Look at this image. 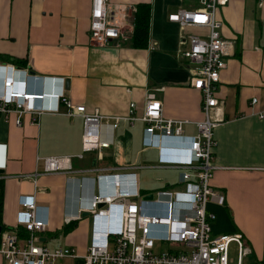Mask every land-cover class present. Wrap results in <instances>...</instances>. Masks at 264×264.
Here are the masks:
<instances>
[{"label": "crops", "instance_id": "0c3cea01", "mask_svg": "<svg viewBox=\"0 0 264 264\" xmlns=\"http://www.w3.org/2000/svg\"><path fill=\"white\" fill-rule=\"evenodd\" d=\"M91 1L0 0V63L27 67L41 76L37 83L46 94L43 103L45 109L51 108L39 115L22 113L20 125L14 113L0 116V225L17 231L18 242L25 244L27 231L18 226L24 217L19 197L28 196L39 205L40 216L48 209L49 223L38 232L37 242L73 247L76 255L67 258L70 264H83L91 238L94 177L135 172L143 197L179 188L180 169L160 160L189 154L187 135L196 133L195 122L203 115L201 93L192 85L193 63L182 52L190 45L189 33L207 36L208 30L181 29L168 19L179 7L201 6L202 0H110L113 9L126 6L117 15L130 38H114L105 45L89 38ZM142 2L150 5L145 46L131 40L137 4ZM217 17L220 32L232 43L220 73L219 101L210 111L217 122L214 161L220 165L211 184L225 199L210 200L207 207L215 213L214 234L240 231L251 243L253 229L264 236V118L254 113L264 108V0H228L219 6ZM61 90L88 111L109 115V121L126 115L130 102L140 114L147 92L154 91L163 115L184 121L185 136L161 139V147H148L143 144L144 122L122 119L116 127L101 130L103 137L111 135L108 147L77 157L82 152L83 119L65 114L67 107L55 96ZM252 97H257L255 105ZM63 154L72 155L68 173L44 172L36 160ZM157 184L161 186L152 190ZM252 252L249 260H264ZM4 262L0 253V264Z\"/></svg>", "mask_w": 264, "mask_h": 264}, {"label": "built area", "instance_id": "2783aa9c", "mask_svg": "<svg viewBox=\"0 0 264 264\" xmlns=\"http://www.w3.org/2000/svg\"><path fill=\"white\" fill-rule=\"evenodd\" d=\"M228 0H202L201 6L193 8L179 7L168 14V19L178 23L181 29L189 26L205 27L207 36L191 32L188 34L190 45L182 55L193 63L192 85L201 93L200 109L202 118L195 122L196 133L187 135L189 154L180 158L163 157L165 165L180 169L179 188L169 187L157 191V197L144 199L139 188L135 172L99 173L94 177V191L89 209L92 219L99 227L108 225L113 217V233L108 239L101 236L99 241L91 238L83 257V264H229L228 246L231 241L238 244L236 264H246L244 256L251 251L240 231L214 234L212 221L215 213L209 210L210 200L223 203L224 193L215 189L211 180L220 167L215 159L216 140L214 127L217 122L211 118V108L219 99L217 88L221 70L226 66L225 56L232 49V43L220 32L221 21L217 17L218 7ZM262 0H259L261 2ZM126 6L111 7L110 0H92L89 14V38L97 45H105L111 39L126 41V33L118 10ZM0 74V116L14 113L17 125L24 112L39 115L47 106L44 89L32 83L42 80L41 76L31 73L27 67L14 64H2ZM22 78V79H21ZM20 82V83H18ZM57 102L65 104L66 115H79L83 119L82 157L84 152L108 147L111 135L103 137L101 130L116 127L124 119L130 124L142 120L144 126L143 144L148 147H161V139L185 136L184 121L166 118L163 105L154 91H148L143 110L135 111L136 105L130 102L128 113L124 116H112L88 111L83 103H75L65 90L55 94ZM257 103V97L251 98V105ZM53 110V109H52ZM57 110V107H54ZM264 118V108L254 111ZM72 155L38 156L44 172L72 171ZM40 171H35L33 177ZM23 176V175H21ZM111 207L108 216V206ZM24 217L18 226L27 231L25 244L21 245L17 231L0 226V253L3 264H55L64 257L75 256L71 246L57 244L49 247L38 241V232L49 223L48 209L45 216L39 215V205L26 195L19 197ZM101 204V205H100ZM156 241L159 246L166 243L167 249L154 250ZM247 264H263L255 260Z\"/></svg>", "mask_w": 264, "mask_h": 264}, {"label": "rangeland", "instance_id": "374dc122", "mask_svg": "<svg viewBox=\"0 0 264 264\" xmlns=\"http://www.w3.org/2000/svg\"><path fill=\"white\" fill-rule=\"evenodd\" d=\"M196 1H198V0H196ZM151 179L153 181L156 180L155 176H153ZM155 183L156 182H154V184ZM159 186H161V185L157 184V185H153L151 188H152V190H155ZM178 187H180V185H178ZM151 194L153 197H157V195H158L156 190L153 191ZM247 226H248V228H250L251 224L247 223ZM243 235H244V233H243ZM251 237H252L253 242L249 243V241H247V239L244 236L245 243L250 247L251 251H253L257 254V256L264 257V236H263L262 231L260 232L259 229H257V228L253 229ZM167 248H168V245L166 243L162 244V246H159L157 244V241H156V246L154 247V250L158 251L160 249H167ZM253 252H252V254H253ZM249 253H247L246 256H244V262L246 264L255 261V260H253V261L249 260L252 257V255ZM237 256H238V244L236 241H231L229 243V246H228V263L229 264H236ZM67 258H69V257L57 259L55 261V264H70V261Z\"/></svg>", "mask_w": 264, "mask_h": 264}, {"label": "trees", "instance_id": "16d2710c", "mask_svg": "<svg viewBox=\"0 0 264 264\" xmlns=\"http://www.w3.org/2000/svg\"><path fill=\"white\" fill-rule=\"evenodd\" d=\"M149 15H150L149 3H144V2L138 3L136 9L135 25L131 40H133L135 44L139 46H145L147 44ZM262 262L264 264V260Z\"/></svg>", "mask_w": 264, "mask_h": 264}, {"label": "clouds", "instance_id": "9594fccd", "mask_svg": "<svg viewBox=\"0 0 264 264\" xmlns=\"http://www.w3.org/2000/svg\"><path fill=\"white\" fill-rule=\"evenodd\" d=\"M112 205L113 203H111L108 206V216H110ZM92 232H93V238L95 241H99L101 236L103 237L104 240H106L108 239V234L113 233V228L110 226V224L99 227V225L95 221H93L92 222Z\"/></svg>", "mask_w": 264, "mask_h": 264}, {"label": "water", "instance_id": "95a60500", "mask_svg": "<svg viewBox=\"0 0 264 264\" xmlns=\"http://www.w3.org/2000/svg\"><path fill=\"white\" fill-rule=\"evenodd\" d=\"M68 82V81H67ZM33 87H38L39 85H38V83H32L31 84ZM144 199H151L152 198V194H148V195H145L144 197H143ZM101 205V204H100Z\"/></svg>", "mask_w": 264, "mask_h": 264}]
</instances>
